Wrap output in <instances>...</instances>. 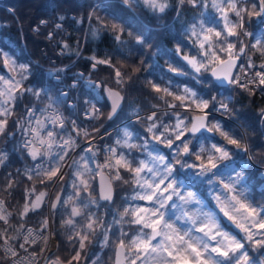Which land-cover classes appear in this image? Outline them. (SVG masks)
<instances>
[{"label":"trees","instance_id":"16d2710c","mask_svg":"<svg viewBox=\"0 0 264 264\" xmlns=\"http://www.w3.org/2000/svg\"><path fill=\"white\" fill-rule=\"evenodd\" d=\"M259 2L260 0H244L241 7L251 8L253 5L258 6ZM169 3L171 7L164 14H159L153 13L143 4L129 7L123 4L122 0H0V51L8 53L17 63L28 66V79L24 81V87L40 93L39 96L31 93L22 95L8 105L14 111L8 118V135L0 137V151L8 157L4 165L0 166V200L5 202V211L11 213L9 223L0 221V230H5L8 236L17 237L11 241L18 244L21 242L20 233L26 225L43 227V221L47 220L49 192L51 191L50 196L53 198L58 190H61L59 203L56 208H49V215L52 230L58 240L54 254L61 264H68L75 253L80 251L76 233L84 229L88 217L97 218L103 227L90 237L91 243L81 251V259L73 264H113L114 248L121 232L130 237L142 227L119 223V214L124 208L138 207L144 202H149L132 199L137 192L144 194V190L133 185L130 182L131 174L121 168V175L128 179L129 183L113 182L112 201L101 200L96 186L97 170L85 146H80L74 151L66 170L55 183L56 178L51 181L43 178L42 182L41 178L36 177L38 169H51L57 165L61 168L73 145L63 147L51 155L46 167L34 168V162L41 159L43 153L41 150V154L33 160L24 147L25 112L29 106L52 107L61 113L64 121L63 127L58 125L56 130L64 131L67 136H77L80 127L70 120L75 110L68 105V100L76 97L81 107L83 96L94 97L90 89L78 81L76 84L72 82L78 71H84L99 79L104 95L99 101L101 118L86 120L89 135L111 128L107 139L118 155H124L133 161V166H138L139 161L150 156L147 152L122 147L125 131L132 133L129 143H147L154 149L152 154L165 155L167 163L172 162L178 146L189 139H194L193 151H198L199 142L204 143L206 150H210L211 145L215 143L224 147L230 156V159L218 163L217 168L213 170L218 173L220 181L226 183L225 178L232 176L236 179L237 173H243L240 186L248 189L256 204H264V117L260 115V110L264 108V85H249L251 94L235 84L218 85L210 75V69L200 72L203 73L202 79L205 83L197 84L193 77H200V73H196L183 59V56L188 55L205 60L199 48V40L192 35L191 28L195 26L197 32H200L203 25L204 29L221 31L222 37L214 40L223 46V37L227 36V32L224 30L222 13L211 6V0H198L196 6L187 3L179 5L178 0H169ZM229 16L233 22L236 21L234 14L229 13ZM41 21L46 23L42 24ZM57 24L61 27L57 28ZM113 24L118 25L122 31L114 32L111 28ZM93 30L98 31L95 37L92 35ZM239 31L238 37L227 36V39L236 45V54L244 64V73H248L256 67L260 68V64L264 62L260 52L253 47L264 44V16H246L244 27ZM243 32L248 35H243ZM116 35L121 36L120 42L115 39ZM138 37L144 43L138 44ZM65 44L69 47L65 48ZM240 47L245 48L244 53L238 51ZM177 48L181 49L180 53H177ZM218 54L226 57L225 53ZM93 56H110L117 67L133 77L132 81L121 89L125 100L111 119L107 118L109 102L106 89L116 87L111 78L112 70L106 66L93 70ZM250 62H254L255 66L249 67ZM170 66L181 69L188 75L179 76L169 71ZM12 75L7 67L0 64V76L10 78ZM149 81L161 88L167 87L175 95L184 94L183 87L188 86L197 93L198 100L211 101L215 97L216 101L227 102L233 115L226 118L215 113L218 103L213 101L207 108L212 110L207 113L208 123L219 122L223 130L241 139L248 150L227 144L218 132H201L195 134V138L193 134L185 132L181 140L174 142L172 148L158 143L152 134L147 132V125L151 121L145 118L155 113L156 123L163 131L162 126L174 125L177 116L186 122L190 121L194 113L189 108L195 106L186 102L185 106L181 107L180 102L174 101L172 97L159 99L161 94L155 93L148 86ZM209 83L210 87L207 86ZM62 86L68 88L66 96L61 94ZM170 103L177 106L173 108ZM152 105L156 107L153 108ZM124 119L127 120L119 124ZM65 152L67 155L61 159ZM214 154L219 156V153ZM185 159L191 162L193 158L186 156ZM226 161L227 165L220 166ZM195 163L198 165L200 161L196 160ZM176 171L179 173V166H176ZM78 172L83 173V178L88 181L87 190L80 184L76 175ZM28 175H32L34 179L29 180ZM181 180L183 185L191 183L188 177L181 176ZM10 183L13 185L11 188L8 187ZM33 188L35 191L31 192L30 189ZM193 188L219 213L224 228L243 240L251 264H259V261L264 260V247H256L254 243L244 239V233L220 212L214 196L217 191H223L222 185L218 182L209 191L196 185H193ZM40 192L46 193L41 207L21 216L23 205L35 200ZM73 207L80 208L81 215L71 216ZM68 219L75 221L74 226L65 223ZM131 219V216L126 217V220ZM105 231L109 238L107 246H104L103 242ZM259 238L261 237H257ZM2 241L3 238H0V244ZM0 264H8V258L1 247Z\"/></svg>","mask_w":264,"mask_h":264},{"label":"snow or ice","instance_id":"6c2138e0","mask_svg":"<svg viewBox=\"0 0 264 264\" xmlns=\"http://www.w3.org/2000/svg\"><path fill=\"white\" fill-rule=\"evenodd\" d=\"M122 3L128 5L129 7L133 5L143 4L153 13L164 14L168 8L171 7L169 0H122ZM185 3L196 6L198 0H178L179 5H184ZM244 0H211V6L216 8L222 13L224 20V30L227 32V36L238 37L240 31L244 27L245 17L252 16H264V0H260L259 5H253L251 8L241 7ZM229 13H232L237 18L235 22L230 19ZM63 19V17H61ZM41 23H46L41 21ZM57 28L61 25L57 24ZM111 28L114 32L122 31L118 25L113 24ZM191 33L196 36L199 40V48L205 57V60H200L197 57H190L188 55L183 56V59L187 64L196 72L200 73L202 70L208 71L210 69L212 76L217 80L223 79L228 81L230 84H235L238 87H243L245 90L249 91L251 94V89L249 85L255 84L257 87L264 85V62L260 64L262 71L255 72L253 76L247 80V83L241 84V80L244 78V69H240L239 75H234V69L236 68V60L238 56L236 55V45L229 42L227 36L223 37L224 45L221 46L215 43V39L222 37L221 31H216L213 28L204 29L201 25L200 32H197L196 27L191 28ZM92 35L95 37L98 35L97 30H93ZM243 35H248L247 32H243ZM202 36V39L200 37ZM115 39L120 42L121 36L116 35ZM138 44L144 43L139 37L136 41ZM65 48L69 46L64 45ZM254 48L260 52V56L264 59V48H261L259 44L254 45ZM218 49V51H217ZM177 53H180L181 49H176ZM240 53L245 52L244 47L238 49ZM218 53H225L226 59L221 57ZM91 67L93 70L100 66H106V68L112 70V80L116 85L115 88L108 87L106 89L108 98L111 100V111L107 114V118L111 119L113 115L122 106L125 97L121 94V89H123L127 84L132 81V75L127 74L117 67L110 56H105L104 58H99L97 56L91 57ZM206 61V62H205ZM0 64L7 67L9 72L13 75L10 78H5L0 76V137H5L8 135V118L13 113V108L8 105L16 101L18 97L31 93L35 96H39L40 93L35 92L32 88L24 87V81L28 79L26 73H28L29 68L27 65L19 64L16 60H13L8 53L0 51ZM211 66V67H210ZM254 62H250L249 67H254ZM169 71H175L177 74L178 68L169 67ZM148 86L159 95V99L163 100L165 97H172L174 101H179L180 106L184 107L186 102L190 105H194V114L190 121L186 122L177 116L176 123L174 125H163V131L160 130V126L157 125V116L155 113L147 116L145 119L151 121L147 125V132L153 134L155 138L159 141H165L167 137L166 144L169 148H172L175 141L181 140V137L187 132V128L190 126L191 131L198 132L201 129L207 128L208 131H212L213 128L220 136L227 142V144L234 145L238 149L248 150L247 145L243 144L241 139H237L228 131L223 130L219 122H215L212 128H208V115L204 112L205 109L209 107V102L203 99H196L197 94L191 90H185L182 95H175L167 87L161 88L156 83L151 81L148 82ZM170 106L175 108L177 105L175 103H170ZM153 108L156 105H152ZM223 108H228V105H222ZM34 115L30 112L29 116ZM101 113L99 110L93 108L90 119L99 120L101 118ZM260 115L264 117V108L260 110ZM53 124H59L61 127L64 125V121L61 116L56 115L51 117ZM264 122V121H262ZM46 127L45 122L41 120H36V127L29 128L33 134L32 140L25 143L24 147L27 149L29 155L33 160L37 159V156L41 154V147L47 145V149H51L52 145L55 143L53 140L54 133L49 131L46 135H42L41 130ZM84 136H88L90 133L84 130L82 133ZM124 141L121 144L122 147H130L128 141L131 139V135L125 131ZM174 137V139H172ZM37 144L40 146L38 147ZM74 144L71 139L65 140L63 147L68 148ZM212 149L215 153H219V158L224 159L229 157V152L217 144L212 145ZM47 150H45L46 152ZM183 151L188 152V146L184 143ZM204 151V149H201ZM65 152L61 159L66 156ZM7 154L0 151V166L4 165L7 160ZM216 156L210 155L209 159L201 163L199 167L206 168L210 167L213 170L217 168L215 163ZM153 160L162 159V157H154ZM196 160L200 161L201 157L197 156ZM101 169H108L107 174L101 173V194L100 199L105 201H111L113 199V182L120 181L123 183H129V180L121 175L120 169H124L131 174V183H135L141 189L144 190V194L132 199L138 200H148L151 202L156 201L155 204L158 207L146 208V207H130L124 208L119 214V223L123 224L126 217L131 216V223L135 225L142 226L140 229L132 236H128L127 233L121 232L120 236L117 238V243L115 245V264H251L249 255L245 251V244L243 240L235 234L230 233L224 229L223 221L217 220L214 214H202L204 216L203 220H200L199 215L195 217H190L193 222L199 221L198 232L203 233L202 236H197L191 239V231L189 230L187 235L183 233H178L173 225L166 224L165 216L161 215L160 208L163 207V201H157V196L166 197L168 200H173V196L169 195V192L175 187L173 183L165 182V179L157 180L158 169L156 167L147 168V163L145 161H139L138 166H133V161L127 159L124 155H118L115 149L110 150V155L106 158L102 165H99ZM147 168L150 173H157L152 175V179L149 180L142 176V173ZM60 173V166L57 165L55 168L51 169H38L36 171V177L43 178L51 181L56 178ZM77 178L80 180V184L83 185L84 190L89 188V183L83 178V173H76ZM243 173H239L234 181L224 183L222 180L219 183L222 185L223 191L215 196L217 205L223 217H226L228 221L236 225L243 233L244 239L252 242L256 247H264V204H256L254 200L250 197L248 189L245 187H237L242 183ZM28 179L32 180L34 177L28 175ZM145 185L147 187H145ZM165 185L164 187H161ZM13 185L10 183L8 185L11 188ZM149 189L152 191L149 192ZM34 192L35 189H30ZM189 197L194 199V193H187ZM46 193L40 192L39 195L35 197V200L25 203L20 212L21 216H26L30 211L34 212L41 207ZM57 197V202L59 201ZM95 202V201H90ZM199 203V201H196ZM5 202L0 200V221L5 224L9 223V217L11 213H7L4 207ZM52 208L56 207V203L51 205ZM199 212V210H197ZM81 215L80 208L73 207L71 211V216L76 217ZM65 223L69 226H74L75 221L73 219H68ZM48 221H43V227L47 228ZM22 227V226H21ZM103 227L102 222H100L95 217H88L87 223L84 229L77 231L76 237L79 241V250L72 257V260L68 264H73V262H78L81 259V251H83L89 243H91L90 237L94 236L99 229ZM86 229V230H85ZM144 229L150 231L145 232ZM164 229H169L165 231ZM27 235L23 236L24 243L20 244L19 247L24 249L26 244L36 243V238L33 237V229H27ZM257 237H261L257 239ZM0 238H3V251L9 254L10 257H17L18 253L15 247L10 243L11 240L16 239V236H8L5 230H0ZM157 238H160L158 242ZM104 246L109 243V238L107 231L103 234ZM215 242V243H211ZM26 251V249H25ZM13 264H35V257L28 258L24 260L14 259ZM52 264H61L59 259L52 262Z\"/></svg>","mask_w":264,"mask_h":264},{"label":"built area","instance_id":"2783aa9c","mask_svg":"<svg viewBox=\"0 0 264 264\" xmlns=\"http://www.w3.org/2000/svg\"><path fill=\"white\" fill-rule=\"evenodd\" d=\"M242 68L244 69V64ZM240 69L241 68H239V70L235 73V75L240 74ZM259 71H262V69L256 67L248 73H243L244 78L241 80V83H247V80L250 79L255 72H259ZM77 81L80 84L84 85L86 88L90 89L94 96L93 98H91L88 95L83 96L82 98L83 105L81 107L76 97H71L68 100V105L74 108L75 110V113L71 116L70 120L75 124H79L80 127L79 133H82L84 130L88 131V125L86 120L90 119L92 109L95 108L97 110H100L99 100L103 98V93L101 91V81L99 79H95L89 73H85L84 71H78L75 79L72 82L76 84ZM61 94L66 96L68 94V88L62 86ZM30 112L34 113V115L29 116ZM56 115L62 117L61 113L58 110L47 106L46 107L29 106L25 112V119L23 126L26 134V142L32 140L33 138V134L30 131H28V129L36 127V120H41L45 122L46 127L41 130L42 135H46V133L49 131L54 133L52 139L55 140V143L52 145L51 149H47V145L41 147L43 156L41 159H38L34 162L33 167L34 168L46 167L49 157L51 155H54L60 148H63V143L65 140L71 139L72 141H74L73 144L74 149L82 145H85L86 151L94 163V167L100 168L98 166L102 165L105 162L106 158L110 155V150H112V147L110 146L109 142L106 140V135L109 129H104L101 132L92 134L90 136H84L82 134H79V137L67 136L65 135L64 131L61 130L58 132L56 130V126L59 124L52 123L51 117H54ZM37 146L40 147L38 144ZM45 150L47 151L45 152ZM66 165L67 163L64 165L63 170L66 168ZM104 170L106 172H109L108 169H104ZM57 178L58 176L56 177V179ZM49 202H50V193L47 199L48 205ZM47 221H48L47 228L36 227L33 225H26L21 230L20 233L21 242L19 244L10 241V243L15 247V250L18 253L17 257L14 258L10 257L9 254L3 251V248L1 247L3 253L8 258V264H13L14 259L24 260L26 257L28 258L35 257V264H52L53 261L58 259V257L53 256L58 246V240L56 235L53 233L49 213H47ZM29 228L33 229V237L36 238V243L26 244L25 248L22 249L19 247V245L24 243L23 236L27 235L26 230ZM0 245H3V241L1 242Z\"/></svg>","mask_w":264,"mask_h":264},{"label":"clouds","instance_id":"9594fccd","mask_svg":"<svg viewBox=\"0 0 264 264\" xmlns=\"http://www.w3.org/2000/svg\"><path fill=\"white\" fill-rule=\"evenodd\" d=\"M260 47L264 48V44H261ZM172 72H175V71H172ZM178 72L179 74H177V72L175 73L179 76L188 75V73H185L181 69H178ZM202 76H203V73H200V77H193V79L196 80L197 84H204L205 82L202 79ZM207 86L210 87L211 83H209ZM185 90H191V89L188 86H184L183 93L185 92ZM191 91L196 93L193 90ZM213 101H216L215 97H213L212 100L208 102L211 103ZM216 102L220 104V109H223L222 114L230 115V116L233 115L227 102L225 101H216ZM222 105H228V108H223ZM220 109H216V110L219 111ZM214 123L215 122H209L208 128H212V125ZM127 132L132 137V133L129 131ZM187 132L192 133L193 137L195 138V134L199 133L200 131L193 133L189 126L187 128ZM209 132H216V131L213 128V130ZM152 136H153V139L156 140L158 143L164 144L167 146L166 144L167 137H165V141H159L155 138L153 134ZM184 143H186L188 146L187 153L183 151ZM128 144L130 145V147H126V148L134 149L137 152H147V155L150 156L151 158L162 157V159H156V160L152 159L156 165L162 166V168L156 167L158 169V174L152 173V175L157 174V180L165 179L168 181V183H173L175 187L169 192V195L176 198L175 200H168L166 197L157 196V201H161V200L163 201V207L160 208L161 215L166 216V212L168 210H172V217H174V219L171 217L166 219L165 220L166 224L173 225L175 230L178 233H183L185 235H187L188 231L190 230L191 231L190 238L194 240L195 237L202 236L204 234L197 231V229L200 226L199 221L193 222V220L190 219V217H195L199 215L200 220H203L204 216L202 214H214L217 220H222V218L219 216V213H217L214 208L210 207L207 201L199 194V192L194 190L193 188V185H196L204 189L205 191H209L211 188L215 186L216 183L220 181L218 173L214 172L212 168L206 167V168L201 169L199 167L201 163H204L209 159L210 155L216 156L214 154L215 153L214 150L212 149V145L215 143L211 145L210 150H206L204 143L199 142L198 151H193L192 148L194 145V139H189L186 142H183L181 145L178 146V148L175 150V156L172 158L171 163L166 162L165 155L157 154L155 156H152V151L154 149L150 147L147 143L137 144V143H129L128 141ZM201 149H204V151H201ZM186 156L193 158L191 162L185 159ZM197 156L201 157L200 163L198 165L195 163ZM216 157H217L215 160L216 165L224 160L230 159V156L224 159H220L219 156H216ZM141 161H144V160H141ZM176 166H179V170H180L179 173H177L176 171ZM147 168H151V167H149L147 164ZM238 174L239 173H237V175ZM181 176L188 177L189 180L191 181V183L184 184L185 190L183 192L181 191V188L179 186L180 183H182ZM132 184L136 185L135 183H132ZM145 187L147 186L145 185ZM151 191L152 190L149 189V192ZM189 192L194 193V199L187 195V193ZM140 195H143V194H141L140 192H137L132 198L138 197ZM215 196H214V200L217 204ZM170 201H172V203L169 206ZM196 201H199V203H197ZM154 203H156V201H154ZM193 207H197V210H199V212L192 211ZM181 221L184 222L183 225L178 223ZM124 223L132 224L131 220L124 221ZM164 230L168 231L169 229H164ZM195 233H199L200 235H196ZM253 264H255V262H253ZM259 264H264V260L259 261Z\"/></svg>","mask_w":264,"mask_h":264},{"label":"rangeland","instance_id":"374dc122","mask_svg":"<svg viewBox=\"0 0 264 264\" xmlns=\"http://www.w3.org/2000/svg\"><path fill=\"white\" fill-rule=\"evenodd\" d=\"M243 67V64L241 63V62H238V64H237V70H239V68H242ZM217 107H218V109H220V104L218 103V105H217ZM193 111V113H195L194 112V110H192ZM205 111V110H204ZM215 111H217L216 109H215ZM220 115H222V116H224V117H226V118H229V116L228 115H224V114H222V112H223V109L222 110H220V111H217ZM24 134H25V131H24ZM106 140L107 141H109L108 139H107V135H106ZM112 146V145H111ZM113 148V147H112ZM157 154H159V153H153L152 154V156H155V155H157ZM160 155H162V154H160ZM147 164H148V166L149 167H161L162 168V166H158V165H156L155 164V162L152 160V158L151 157H149L148 159H146V160H144ZM65 162V161H64ZM63 162V163H64ZM167 162V161H166ZM63 165V164H62ZM142 176L143 177H145V178H147V179H149V180H151L152 179V173H150V172H148L146 169L144 170V172L142 173ZM225 181H226V183H228V182H230V181H234L235 179H234V177H228L227 179L225 178L224 179ZM168 183V181H166L165 182V185ZM165 185H162L161 187H164ZM180 188H181V191L183 192L185 189H184V185L182 184V183H180ZM238 188L239 187H241L240 185H238L237 186ZM222 191H217L216 193H215V195H217L218 193H221ZM55 196V195H54ZM53 196V197H54ZM53 198H51V196H50V203H49V205L52 203V200ZM176 198L175 197H173V200H175ZM171 203H172V201H170L169 202V206L171 205ZM138 207H146V208H153V207H158V205L157 204H155L154 202H151V201H149V202H144V203H142L141 205H139ZM192 211H197V207H193L192 208ZM173 218L174 219V217H172V210H168L167 212H166V216H165V219H168V218ZM178 223H180L181 225H183V221H181V222H178ZM225 229V228H224ZM226 230V229H225ZM228 231V230H227ZM230 232V231H229ZM54 233V232H53ZM231 233V232H230ZM55 234V233H54ZM196 235H200L199 233H195ZM159 239L160 238H157V241H154V243H156V242H158L159 241ZM211 243H215V242H211ZM56 251V250H55ZM54 257H57L55 254L53 255Z\"/></svg>","mask_w":264,"mask_h":264},{"label":"water","instance_id":"95a60500","mask_svg":"<svg viewBox=\"0 0 264 264\" xmlns=\"http://www.w3.org/2000/svg\"><path fill=\"white\" fill-rule=\"evenodd\" d=\"M238 56V55H237ZM225 59L227 58V57H224ZM238 62H239V56H238V59L236 60V67H237V64H238ZM236 69V68H235ZM234 69V70H235ZM210 72V75L212 76V74H211V71H209ZM212 78L214 79V81L218 84V85H228V84H230L228 81H226V80H223V79H220V80H217L214 76H212ZM122 94V93H121ZM108 102H109V112L111 111V100L108 98ZM123 104V103H122ZM121 108V107H120ZM120 110V109H119ZM118 110V111H119ZM117 111V112H118ZM205 113H207L206 111H204ZM117 114V113H116ZM115 114V115H116ZM194 114H196V113H194ZM193 114V115H194ZM115 115H113L112 116V118L115 116ZM192 115V116H193ZM192 118V117H191ZM126 120H122L119 124H121V123H124ZM201 132H209V131H207V128H205V129H201L200 130V132L199 133H201ZM210 133V132H209ZM192 134V133H191ZM198 134V133H197ZM72 155H73V152L69 155V157L67 158V160H66V162H68L69 160H70V158L72 157ZM63 170V169H62ZM62 170L60 171V173H62ZM105 173V174H107V172L105 171V170H103V169H98L97 170V172H96V186H97V193H98V196L100 197V194H101V184H102V181H101V173ZM59 176V175H58ZM60 196H61V190H58L57 191V193L55 194V196L53 197V199H52V203H51V205L53 204V203H56V207H57V205H58V203H59V201L57 202V197H59L60 198ZM113 197H114V185H113ZM60 200V199H59ZM101 200H103V199H101ZM105 201V200H104ZM55 207V208H56ZM51 209H54V208H52L51 207ZM115 251H116V249L114 248V256H113V264H115Z\"/></svg>","mask_w":264,"mask_h":264}]
</instances>
